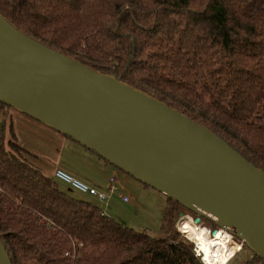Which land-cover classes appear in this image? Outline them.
Returning a JSON list of instances; mask_svg holds the SVG:
<instances>
[{
	"label": "trees",
	"instance_id": "16d2710c",
	"mask_svg": "<svg viewBox=\"0 0 264 264\" xmlns=\"http://www.w3.org/2000/svg\"><path fill=\"white\" fill-rule=\"evenodd\" d=\"M0 14L205 126L264 171V0H0ZM32 156L3 125L0 238L12 264H204L175 227L186 212L198 216L190 209L167 197L168 234L154 237L62 190Z\"/></svg>",
	"mask_w": 264,
	"mask_h": 264
},
{
	"label": "water",
	"instance_id": "95a60500",
	"mask_svg": "<svg viewBox=\"0 0 264 264\" xmlns=\"http://www.w3.org/2000/svg\"><path fill=\"white\" fill-rule=\"evenodd\" d=\"M0 102L230 232L264 260V171L162 101L26 35L0 14ZM218 228L212 230L215 233ZM0 264H12L0 238Z\"/></svg>",
	"mask_w": 264,
	"mask_h": 264
},
{
	"label": "rangeland",
	"instance_id": "374dc122",
	"mask_svg": "<svg viewBox=\"0 0 264 264\" xmlns=\"http://www.w3.org/2000/svg\"><path fill=\"white\" fill-rule=\"evenodd\" d=\"M10 123L13 124V131L16 134L18 143L33 154L32 161L35 164L39 166L45 165V171L47 170L46 166H57V168L64 169L73 177L90 184L89 181L81 177L80 173L92 172V169L96 168V166L99 167L101 163L105 165V160L102 157L83 144L68 138L58 130L13 107L7 106L3 108L0 105V131L3 125L8 127ZM68 165L73 167V169H68ZM106 169L107 178L111 174V169H114L116 174L122 177L121 193L130 198V201L125 202L118 195H114L113 200L109 197L107 202L110 207L106 211L109 212L108 215L137 231H147L150 235L157 238L166 237L168 229L165 228L164 213L168 207L167 196L111 163L108 164ZM55 179L62 190L70 191L76 198L101 205L97 197L96 199L92 197L93 195L85 194L71 187L68 183ZM181 211L184 212L183 210ZM182 216L192 222H194L195 218L186 212L180 215L176 221L175 227L179 230L180 237L188 238L186 232L181 228ZM198 225L202 230L209 231V228L212 229L211 223L207 221ZM232 240L239 243L242 248L240 247L241 252L228 264H239L241 260V264H247L248 261L255 257V253L247 248L243 242L235 238Z\"/></svg>",
	"mask_w": 264,
	"mask_h": 264
},
{
	"label": "bare ground",
	"instance_id": "6f19581e",
	"mask_svg": "<svg viewBox=\"0 0 264 264\" xmlns=\"http://www.w3.org/2000/svg\"><path fill=\"white\" fill-rule=\"evenodd\" d=\"M182 217L181 228L186 232L189 239L194 240L199 245L200 253L204 255L206 264H228V261L234 257L235 253L241 250L242 246L230 239L229 235L232 234L227 230L221 228L215 233L210 229L209 231L202 230L198 225L199 223L192 222L184 216Z\"/></svg>",
	"mask_w": 264,
	"mask_h": 264
},
{
	"label": "built area",
	"instance_id": "2783aa9c",
	"mask_svg": "<svg viewBox=\"0 0 264 264\" xmlns=\"http://www.w3.org/2000/svg\"><path fill=\"white\" fill-rule=\"evenodd\" d=\"M55 177L61 181H64L66 183H68L71 187L85 193V194H90L93 196H96L100 201L106 202L109 199V197L113 196V195H118L120 198H122L123 201L128 202L130 201V198L124 194L121 193V187L119 184V181L117 179V177L115 175L110 176L109 178V182L107 185V189L106 190H101L95 186L89 185L87 183H85L84 181L73 177L71 174L67 173L66 171L62 170V169H57L55 171ZM103 213H105V211L103 210ZM211 231L212 229L209 228ZM195 244L194 247V251L195 254L201 258V260L203 261L204 264H206L205 260H204V255H202L200 252V247L199 245L193 241Z\"/></svg>",
	"mask_w": 264,
	"mask_h": 264
},
{
	"label": "crops",
	"instance_id": "0c3cea01",
	"mask_svg": "<svg viewBox=\"0 0 264 264\" xmlns=\"http://www.w3.org/2000/svg\"><path fill=\"white\" fill-rule=\"evenodd\" d=\"M108 164L109 163H107V162H105V165H103L102 163L101 164H99V167H97L96 166V168H93L92 170V172H84V173H80V175H81V177L82 178H84V179H86L87 181H89V185H92V186H95V187H97V188H99V189H101V190H106L107 189V185H108V182H109V178H110V176H112V175H115L116 177H117V179H118V181H119V183H120V186H121V178L122 177H120V175L118 176L117 174H116V172H115V170L114 169H111L112 171H111V174H110V176L107 178V176H106V168H107V166H108ZM37 166H39L38 164H37ZM40 167V169L44 172V174H46V175H48V176H50V177H54L55 175V171L57 170V169H60V168H57V166L55 167V166H46V171L44 170V167H45V165H42V166H39ZM68 167V169H73V167H71L70 165H68L67 166ZM62 169V168H61ZM62 170H64V169H62ZM83 181V180H82ZM122 187V186H121ZM92 197H94V198H96V196H92ZM114 195H113V197L111 196V200H113L114 199ZM119 197V196H118ZM120 198V197H119ZM97 199V198H96ZM98 201H100L99 199H97ZM101 203V205H99L101 208H102V210H104L105 211V214H107L108 215V213L109 212H106L107 211V209L109 210V207H110V205H109V203L107 202H103V201H100ZM93 203H95V202H93ZM97 204V203H96ZM98 205V204H97Z\"/></svg>",
	"mask_w": 264,
	"mask_h": 264
},
{
	"label": "flooded vegetation",
	"instance_id": "af4514ba",
	"mask_svg": "<svg viewBox=\"0 0 264 264\" xmlns=\"http://www.w3.org/2000/svg\"><path fill=\"white\" fill-rule=\"evenodd\" d=\"M192 217H193V218H196V216H195V215H193V214H192ZM201 222H206V218H204V217H201Z\"/></svg>",
	"mask_w": 264,
	"mask_h": 264
}]
</instances>
